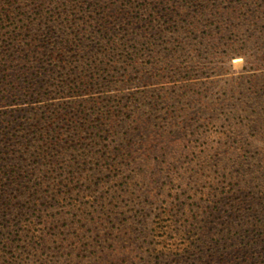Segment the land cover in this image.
<instances>
[{
    "label": "trees",
    "instance_id": "obj_1",
    "mask_svg": "<svg viewBox=\"0 0 264 264\" xmlns=\"http://www.w3.org/2000/svg\"><path fill=\"white\" fill-rule=\"evenodd\" d=\"M245 32L254 40L263 34L264 0H0V103L59 95L35 116L20 114L25 108L0 116V238L13 229L29 245L47 241L38 212L47 204L62 210L68 190L56 192L60 183L71 190L83 180L84 199L73 210L83 215L103 200L96 215L78 219L90 226L85 233L111 230L90 250L91 261L79 264H264V139L261 159H248L258 174L248 170L238 191L219 194L204 184L222 175L224 153L231 161L237 152L187 147L179 136L194 121L190 111L201 117L208 108L203 84L188 89L178 80L200 69L219 39ZM154 70L172 86H152ZM135 80L134 90L118 91ZM108 81L116 91L102 96ZM16 127L20 135L9 137ZM174 146L194 155L186 165L167 156ZM18 154L23 160L12 163ZM190 183L203 184L188 197L209 201V211L181 207L171 190ZM100 186L108 189L94 195ZM231 211L242 214L239 223ZM46 217L57 237L62 227L53 213Z\"/></svg>",
    "mask_w": 264,
    "mask_h": 264
},
{
    "label": "rangeland",
    "instance_id": "obj_2",
    "mask_svg": "<svg viewBox=\"0 0 264 264\" xmlns=\"http://www.w3.org/2000/svg\"><path fill=\"white\" fill-rule=\"evenodd\" d=\"M217 46L219 47L218 51L212 55H208L206 58L200 59L202 63H199L200 69L195 65L193 70H190L189 74L192 72L194 73L193 76H191L192 78L187 74L185 77L181 78V80H178L177 83L188 84L186 85L188 89L199 88L201 84L206 87L202 96L207 102L208 109L201 114V117L196 116L198 108H195L194 111H190L192 114L195 113L194 121L189 129L179 135L180 137H184L183 139L187 147L199 149L200 147L219 145L224 151L232 150L230 152L231 154L237 152V156L231 161L226 160L229 155L227 152L224 153L225 162L222 166L223 168L219 169L222 175L204 184L207 186L206 189H214L215 193L220 194L222 190L227 191V189L232 188L234 190L238 189V185L240 184L237 183L240 181L241 177H244L245 174L248 173V170L250 172L255 171V175L258 174L257 170L260 171V167L258 168L255 164L249 168L248 159L256 157L257 161L262 157V155L258 157L257 151L258 153H262L260 146L262 144L261 140L264 139V32L263 34L261 33L260 39L258 38L255 40L253 37L249 36V32H245V35L242 37L240 36L239 39L234 35L230 40L219 39L217 41ZM237 47L238 49H236ZM158 71L159 72H157V70L152 71V73L155 74L157 72L156 74L159 75L156 76L154 80H151L153 83L152 86L168 87L171 85L170 80L162 76V70ZM253 80H255L254 86H252ZM139 81L135 80L132 82L129 88H125V86L123 88V86H121L122 82H120L118 91H121V93H128V91L135 89V85H138L137 83H139ZM111 83L112 81L106 82L103 88L107 87V90L99 92V94L102 96L113 94L116 90L113 89ZM174 83H176V81L172 84ZM110 85L111 87L109 88L108 86ZM239 85L242 87L245 86L246 91L242 88L243 90L237 93L236 89L239 88ZM40 97L41 98L29 99L27 100L28 103H22L23 101L21 100H17L15 103L9 102L11 104L6 103L2 105L0 103V116L3 117L4 114H6L4 113L5 110L24 108L30 111H28V113L24 111L20 114H25L27 117L35 116L36 113H41L46 110L45 105L52 106V104H56L59 101V95L55 94H47V96L41 94ZM219 104L221 106H219ZM39 106L44 107L38 108ZM32 107L37 108L30 109ZM233 110L237 111L232 112ZM172 114L177 115V112L172 111ZM27 122L28 119L25 122L26 127H28ZM12 129H9V131L11 130V133L8 132L10 133L9 137L20 135L17 127ZM198 131L200 132L198 133ZM99 140L101 141V138ZM102 142H104V139H102ZM85 144H88L87 147H89L92 142L87 139L83 142V146H85ZM2 145L3 144L0 146ZM187 147L174 146L172 149L174 152L171 150L169 154L167 153V156H176V159L179 160L178 164L182 165L186 160H190L194 156L192 153H189V149H186ZM2 149L3 148H0V153ZM236 149L237 151H235ZM22 160V157L18 154L11 162L15 163ZM6 163H9V161ZM27 163L28 162H25L23 164ZM187 165L190 166V170H196L193 162ZM132 167L133 166H130L129 168L131 169ZM220 167L221 166H219V168ZM116 173L119 176L121 175L120 171H116ZM41 178V180H43V176ZM59 180H61V178ZM117 181L121 183L123 178L120 177ZM60 184L62 188H57L56 192L58 190H68L66 194L67 199L65 200L66 205L63 204L64 208L58 210V207H49V204H47L46 209L44 208L38 212L40 215H43L41 218L36 219V215L33 217V220L36 219L35 221L39 223L43 230L44 238L47 239V241L41 242V244L37 246L29 245L24 239H20L19 234L15 236L13 234V229L5 230L4 236H6V238H0V249H3L4 252L1 253L4 254L3 257L5 259L2 257L0 259V264H6L7 262L10 264H79L80 262L91 261L90 250L97 245L96 242L101 240L102 236L109 237L107 233L111 229L109 228L110 230L107 229L105 232V230L103 231L101 230L102 228H99L86 234L85 232L90 226L88 224L85 226V223L80 222L78 219L80 217L85 219L87 215H96L94 208H98V204H101L103 200L94 202V208H87L83 212V215H80V212L73 209L75 207V200L79 201L82 198L79 196L80 190H85L83 180H80L77 186L71 190H69V187L72 185H68V188H65L63 187L64 183ZM202 185L201 183L197 185L190 183L184 188V192H182V189H179V186H174L175 188L171 191L174 192L176 190L181 194L179 195L181 196V207L187 205L192 209H194V207H199V211H209L207 205H212L209 201L205 202L201 198L197 202L196 199L188 197L190 193L192 194L193 192L199 191ZM105 187L100 186L98 189L92 191V193L94 195H99L104 191ZM50 195L52 196L54 193L51 191ZM211 197L212 201L213 199L217 200V197ZM112 202L119 203L115 200ZM108 203L109 201H104L105 205H108ZM216 205H218V203ZM229 207L230 205L223 206L220 208V211L226 208L228 209ZM90 210H92L91 214L87 213ZM212 211V213H214L212 215H217L214 209H212ZM52 213L54 214L53 223L62 227L58 230L59 234L57 237L51 234L54 229L48 226V218L46 217L48 214ZM179 213L180 212H178V214ZM200 214H202V211H200ZM231 214L236 218V220H234L235 223H239L242 214H240L239 217H236L233 211H231ZM204 216H206V214ZM76 221H78L82 227L72 228V226L68 225H72V222L76 223ZM191 221L193 220L191 219ZM193 222L196 223L195 221ZM193 226L194 224L190 225L192 229H194ZM112 234H114V232ZM0 237L2 236L0 235ZM73 259L74 261H72Z\"/></svg>",
    "mask_w": 264,
    "mask_h": 264
}]
</instances>
